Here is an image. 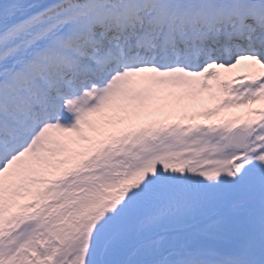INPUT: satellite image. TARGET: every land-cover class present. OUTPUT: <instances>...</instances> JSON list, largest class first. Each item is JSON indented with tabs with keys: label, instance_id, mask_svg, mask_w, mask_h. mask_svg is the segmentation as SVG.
<instances>
[{
	"label": "snow or ice",
	"instance_id": "1",
	"mask_svg": "<svg viewBox=\"0 0 264 264\" xmlns=\"http://www.w3.org/2000/svg\"><path fill=\"white\" fill-rule=\"evenodd\" d=\"M241 61L243 119L95 142ZM259 100L264 0H0V264H264Z\"/></svg>",
	"mask_w": 264,
	"mask_h": 264
},
{
	"label": "rangeland",
	"instance_id": "2",
	"mask_svg": "<svg viewBox=\"0 0 264 264\" xmlns=\"http://www.w3.org/2000/svg\"><path fill=\"white\" fill-rule=\"evenodd\" d=\"M159 105V104H158ZM221 107V106H220ZM251 107H261L258 102H254ZM212 109V108H211ZM221 111L216 110L211 115H203L206 110L202 103L196 101L193 104L183 105L180 110H177L173 121L169 120L166 115L168 114L169 109L167 107H161L159 105V110L152 112L149 115H142L139 117H130L124 119L125 113L118 111L113 107H108L102 111L106 114L108 118L107 122H102L97 116H93V121L99 125H102L104 129V134L101 135L100 140L106 139L110 135H119L124 131L146 126L153 121H164L167 123H199V124H208V123H222L228 120L238 121L243 119L247 112L248 108L244 105H237L236 107H229V109H224L223 107L219 108ZM214 110V109H212ZM191 116L192 119H188ZM87 127H85L86 129ZM56 133H53L54 136L63 138L61 135L57 136ZM98 141V142H99ZM82 142V141H81Z\"/></svg>",
	"mask_w": 264,
	"mask_h": 264
},
{
	"label": "bare ground",
	"instance_id": "3",
	"mask_svg": "<svg viewBox=\"0 0 264 264\" xmlns=\"http://www.w3.org/2000/svg\"><path fill=\"white\" fill-rule=\"evenodd\" d=\"M217 70H221V68ZM252 71L253 69L249 67L248 62L241 61L240 64L231 68V70H229V68H223L222 71H215L210 77L199 78L200 81L193 84L191 87L169 86L161 93L157 104L160 103L161 107L164 106L169 109L166 115L169 118L170 116H174L177 110H180L184 104L193 101L196 96H198L199 100H202L204 106L213 107L223 103L226 98L232 95L225 91L223 82H228L232 87H235L237 84L241 83L240 80L236 79L237 77H248L251 75ZM136 79V87L139 88L142 86V81H140L139 78ZM192 92H194V94H191ZM259 101L260 105L264 107V100ZM224 106L227 108L229 104H224ZM85 131L88 132V128H86ZM56 135L59 136L61 134L57 133ZM100 138V136H97L95 142H98ZM80 145L84 148L90 146L87 141L80 142Z\"/></svg>",
	"mask_w": 264,
	"mask_h": 264
}]
</instances>
